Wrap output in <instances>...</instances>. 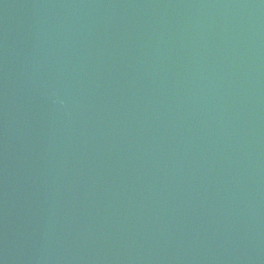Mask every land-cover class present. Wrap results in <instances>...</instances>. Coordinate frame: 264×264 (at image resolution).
<instances>
[{"label":"water","instance_id":"water-1","mask_svg":"<svg viewBox=\"0 0 264 264\" xmlns=\"http://www.w3.org/2000/svg\"><path fill=\"white\" fill-rule=\"evenodd\" d=\"M0 264H264V0H0Z\"/></svg>","mask_w":264,"mask_h":264}]
</instances>
